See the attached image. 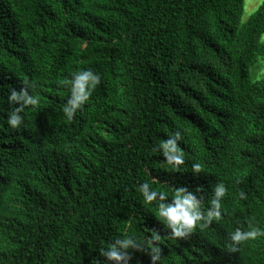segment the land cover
<instances>
[{
	"label": "trees",
	"instance_id": "trees-1",
	"mask_svg": "<svg viewBox=\"0 0 264 264\" xmlns=\"http://www.w3.org/2000/svg\"><path fill=\"white\" fill-rule=\"evenodd\" d=\"M244 12L245 0H0V264H99L125 235L150 250L154 231L156 264H264V236L228 249L235 228L264 230V78L251 75L264 0ZM89 68L102 83L67 121L62 82ZM25 80L40 103L12 130L8 86ZM177 129L173 170L159 145ZM145 182L169 200L199 189L202 210L223 183L221 219L170 239Z\"/></svg>",
	"mask_w": 264,
	"mask_h": 264
},
{
	"label": "clouds",
	"instance_id": "clouds-1",
	"mask_svg": "<svg viewBox=\"0 0 264 264\" xmlns=\"http://www.w3.org/2000/svg\"><path fill=\"white\" fill-rule=\"evenodd\" d=\"M62 83L70 86V96L67 98L62 111L67 121H72L77 113L91 98L94 90L102 83L101 76L92 69L80 70L73 73L70 81ZM19 90L8 86V101L10 104L18 105L9 112L7 116L8 127L12 130H20L24 124V116L21 115L29 106H37L40 103L39 97L30 94L29 89L32 87L27 80L23 82ZM183 139L182 131L174 130L166 139L162 140L159 145L166 163L173 170H178L184 165V151L179 146ZM202 171L200 163L192 165L193 174H199ZM138 191L142 194L146 204L156 202L157 213L162 221L167 235L170 239H183L197 227L199 224L203 229L209 226L214 220L221 219V200L225 196L227 189L223 183L217 184L213 191L214 196L210 200V207L202 210V201L198 198L197 192L190 191L187 186L177 188L169 200L163 191H157L145 182L138 185ZM241 198L244 194L241 193ZM258 236H264V230L256 229L251 223L248 224L247 230L242 227L235 228L229 234L228 249L235 252L238 246L250 239L254 240ZM161 236L158 231H154L150 238L153 245L149 250L146 244H142L134 236L125 235L123 238H116L109 246L100 252L103 257L99 264H128L132 258L129 250L146 253L151 260V264H156L160 260L162 249L159 245Z\"/></svg>",
	"mask_w": 264,
	"mask_h": 264
},
{
	"label": "rangeland",
	"instance_id": "rangeland-1",
	"mask_svg": "<svg viewBox=\"0 0 264 264\" xmlns=\"http://www.w3.org/2000/svg\"><path fill=\"white\" fill-rule=\"evenodd\" d=\"M262 1L263 0H245L244 22L258 9ZM251 75L253 81L264 78V58H260L256 65L251 69Z\"/></svg>",
	"mask_w": 264,
	"mask_h": 264
}]
</instances>
